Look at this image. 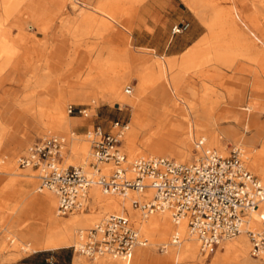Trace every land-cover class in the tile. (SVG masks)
Here are the masks:
<instances>
[{
	"label": "rangeland",
	"instance_id": "rangeland-1",
	"mask_svg": "<svg viewBox=\"0 0 264 264\" xmlns=\"http://www.w3.org/2000/svg\"><path fill=\"white\" fill-rule=\"evenodd\" d=\"M150 1L152 0H7V13L0 11V56H5L0 59V118L9 128V134L13 135L11 140L8 135L0 146V243L1 246L3 245L0 256L5 255L7 259L15 260L30 253L23 250L25 244L18 242L16 238L29 240L27 231L36 230L40 231L42 238L50 228L45 222V208L42 201L44 194L36 191L35 172L20 170L16 163L17 158L34 141L46 135L64 137L63 165L86 168L91 162V157L89 146L82 135L92 127L98 126L102 131L114 134L122 131L120 128L133 123L134 120L146 124L150 119L149 122L154 129L137 136L134 142L135 155H129L121 136L120 149L128 161L142 154L153 156L144 153L145 144L148 141H161L167 136V123L162 124L156 118H149L147 114L133 113L127 106L119 109L115 101L119 95L130 96L124 94L126 87H129L131 94H135L137 87L135 74L143 67L150 66L153 61L160 60V57H154L152 51L134 48L130 35L134 28L133 21L144 4ZM191 2L192 6H188L182 0H155V9L159 11L161 20L169 17L172 24L178 21H191L196 24L197 31L201 32L202 36H207V42L201 48L202 51L186 61V65L179 58L180 60L178 59L172 66V74L182 71L183 78L180 85L183 90L185 89L186 93L190 87L195 90L197 96L193 102L200 104V108L212 106L215 109L213 116L216 118L224 115V111L228 108L226 98L219 100V96H227L232 92L242 95L243 101L248 102L249 95L262 93V99L258 100L257 110L252 119L255 124L251 126L249 132L245 133L241 127L229 126L231 130L237 131L244 138H257L259 144L264 141V135L258 133L264 125V77L261 76L259 67L255 63L240 60L228 70L215 63L214 55L219 51L230 53L242 50L258 61L264 62V47L260 44L264 43V0H191ZM73 6L75 8H72ZM105 11H112L117 22L126 23L128 27L121 28L115 22H112V25L104 24L100 16L101 12ZM234 12L239 17V21L235 18L238 32L235 33L229 27L219 29L218 16L226 13L234 16ZM211 22L214 23V28L209 31L206 24ZM137 54L147 55L146 61H136L134 57ZM5 61L6 65H2L1 63ZM35 68H38L37 73L40 76L46 78V87L51 88L59 83L58 86L62 87L66 96L63 107L65 124L59 131L50 134L43 133L42 128L35 124L30 115L34 101L50 100L47 91L44 88L38 91L35 85L33 75ZM115 76L119 77L116 93L113 100H107L101 94L108 86L107 80ZM163 86L167 87L166 82ZM32 89H36V93L25 96ZM97 91L101 94L99 95ZM203 94L206 98L202 100ZM50 101H53V98ZM67 105H73L85 112L67 115L65 112ZM156 106L169 122L187 120L183 104L180 106L181 113L176 112L177 109L168 103L156 104ZM42 111L45 114L50 113L49 107L42 108ZM114 123L117 124L116 127H113ZM226 127L228 128V125L221 123L220 128ZM208 130V128L202 129L193 134L190 140L189 158L181 163H189L195 159L193 142L203 138L201 136ZM218 138L224 148L223 156L238 146L228 132L218 134ZM73 140L82 142H71ZM82 146H85L86 150L82 154L75 155L74 151L79 152ZM204 146L206 147V141ZM14 148V156H11L14 161L11 162L7 150ZM254 148L257 149L258 145ZM159 149L164 150L165 147L161 146ZM238 151L246 170L261 180L249 167L247 149L242 147V151L239 149ZM162 157L173 159L170 156ZM7 168L11 174H8ZM10 180H13L12 185H9ZM43 192L50 194L49 191L43 190ZM99 194L112 201L113 206L106 216L111 215L117 208V201L107 196L118 198L120 196H105L100 191ZM128 197L130 200L136 199L135 194L132 193ZM124 205L126 211L113 215L126 216L130 222L131 218L126 208L128 202ZM98 211V207L91 202L90 207L87 205L83 211L56 218L60 222H69L77 217L97 215L94 225L106 217L102 213L97 214ZM23 224L31 225L26 230L21 226ZM17 231L23 234L14 235ZM78 231L80 229H75L73 232V241L67 246L68 249L76 243ZM140 237L146 242L145 237L141 234ZM170 239L171 236L166 241ZM233 241H235L234 238L221 243L212 254L204 256V264H213L216 254L221 253V245ZM136 249L145 252L144 260L138 261L137 264H166L163 258L169 260L168 264H177L178 247H168L162 251L150 247ZM136 249L124 262H103L100 261L102 258L90 261L82 256L76 257L74 262L77 264H132L133 252ZM254 261L264 264V258L254 259Z\"/></svg>",
	"mask_w": 264,
	"mask_h": 264
},
{
	"label": "built area",
	"instance_id": "built-area-1",
	"mask_svg": "<svg viewBox=\"0 0 264 264\" xmlns=\"http://www.w3.org/2000/svg\"><path fill=\"white\" fill-rule=\"evenodd\" d=\"M187 27V22H179L171 26L170 32L179 33ZM130 93L126 87L124 94ZM65 112L73 115L82 110L67 105ZM82 136L91 157L86 168L63 165L65 138L56 135L37 139L16 161L18 169L35 172L37 191L53 193L57 217L85 210L91 187L104 195L122 198L129 192L148 193L149 199H131L130 208L142 217L167 212L174 224L185 220L200 255H210L222 242L243 234L249 244V256L264 258V183L246 170L238 149L223 156L197 139L193 142L196 157L189 163H176L165 157L138 158L127 163L120 149L121 131L111 134L96 126ZM251 213H256L257 230L247 226ZM76 237L71 252L90 261L101 257L122 260L133 247L145 245L123 215H108L89 229L78 231ZM177 240L173 235L172 243Z\"/></svg>",
	"mask_w": 264,
	"mask_h": 264
},
{
	"label": "bare ground",
	"instance_id": "bare-ground-1",
	"mask_svg": "<svg viewBox=\"0 0 264 264\" xmlns=\"http://www.w3.org/2000/svg\"><path fill=\"white\" fill-rule=\"evenodd\" d=\"M186 5L192 6L191 0H182ZM72 8H75L74 6ZM77 8V7H76ZM0 11H7V0H0ZM7 13V12H6ZM101 21L104 24L112 25V22L117 23L121 28H126L128 25L126 23L117 22L116 16L112 11L101 12ZM220 20L219 29H224L229 27L235 33L238 32V25L235 18L239 21L237 13L234 12V16L231 13L220 14L218 16ZM33 20H35L33 18ZM37 23V21L35 20ZM206 27L209 31H212L214 28V23H207ZM207 36H202L196 44L187 50L183 55L180 56V59L185 64L193 55L201 52V48L206 44ZM264 47V43H260ZM262 56V55H261ZM5 57L4 55L0 56V59ZM199 58V57H198ZM207 58V57H206ZM134 59L138 62H144L147 59L145 54H137ZM252 62L255 63L259 69L261 76L264 77V62L258 61L255 57L250 56L245 51H231L229 52H215L214 61L218 66L224 67L225 69H232L236 62L238 61ZM178 61L177 58H160L159 61H153L150 66L143 67L141 71H138L135 75L137 80V87L135 94L130 96H121L119 95L115 101L118 108L129 107L132 109H139L144 114H147L149 118H156L162 124L167 123L166 131L167 136L161 141H148L145 144L146 151L149 155L153 156H143V154L138 158L145 157H154V156H170L173 161L176 163L184 162L189 158L190 151V140L193 138V134H196L199 130L209 129L202 135L201 138L204 143L206 141V147L216 151L218 154L223 155L224 148L220 144L218 134H226V132L231 134V137L236 140L238 146L236 149L242 151V147L247 149V160L251 170L257 174L262 183H264V141L258 144V139L254 137L244 138L237 133V131L231 130L229 126L234 125L236 128L241 127L245 133L249 132L251 126H254V121L252 120L254 114L256 113V106L258 105V100L262 99V93L249 95L250 100L248 102L243 101V96L239 94H228L227 96H219V100L226 98V104L228 108L224 111V115H219L217 118L214 117L215 109L212 106H205V108H200V104H196L193 100L197 96V92L193 89L188 90L186 93L181 87L182 71H178L172 74V66ZM182 63V65H183ZM188 63V62H187ZM6 65V61L1 63ZM186 65V64H185ZM33 72L35 85L40 91L41 88H44L47 91L49 99L53 98V101L50 100H38L33 103V110L30 115L32 116L35 124L42 128L43 133L50 134L51 132H57L65 124L63 122V107L66 101L65 92L61 86H58L59 83L51 88L46 87V78L40 76L37 73ZM179 69V67H178ZM117 72V71H116ZM145 75V76H144ZM147 75V76H146ZM108 86L103 94L100 91H97L99 95L106 97L107 100H113L116 93V84L119 81V77L115 76L113 79H109ZM166 82L167 87L163 86V83ZM183 83V82H182ZM183 85V84H182ZM184 87V86H183ZM95 91V90H94ZM36 93V89H32L25 94V96H31ZM206 98L203 94L202 100ZM162 103H168L172 107H175L176 112L181 113L182 108L181 104L185 106V113L187 120H182L179 122H169L165 116L161 115L157 109L156 104L160 105ZM49 107L50 113H43L42 108ZM30 110V109H28ZM25 110V112H28ZM85 111L83 110L82 113ZM213 116V117H212ZM150 119L146 122L144 128L139 130L129 124L125 126L121 131L122 140L125 142L126 147L129 151V155H135L134 151V142L137 136L140 133L152 131L154 126L149 122ZM219 121H223L220 122ZM221 123L228 125V128H220ZM205 131V130H203ZM9 128L3 125L0 122V146L3 141L9 135ZM259 135H264V125L261 126V129L258 131ZM73 135V134H71ZM205 138V139H204ZM73 139V138H72ZM71 139V140H72ZM76 140V139H75ZM71 141L81 143L82 141ZM78 140V139H77ZM69 141V140H68ZM85 141V140H84ZM121 141V137H120ZM86 142V141H85ZM70 143V142H69ZM68 142L66 143L67 147ZM255 145H258V148H254ZM161 146L165 147L164 150L159 149ZM242 146V147H241ZM86 150L85 146L78 151H74V154H82ZM218 150V151H217ZM78 154V155H79ZM75 157V156H74ZM133 159V160H134ZM17 161V160H16ZM76 162V161H75ZM126 162L128 161L126 158ZM63 163V160H62ZM72 166V165H71ZM84 166V165H83ZM8 169V168H7ZM9 170V169H8ZM26 172H31V170H25ZM8 174H11L9 170ZM13 184V180L9 181V185ZM37 191V189H36ZM47 192V190H45ZM50 192V191H49ZM91 192V193H90ZM37 193H43L42 198L43 206L45 208V222L50 226L48 232L43 236L42 243L39 246H31L30 244H25V252H33L38 249H56L61 247L69 246L73 241V232L75 229L83 230L84 228L93 225L97 215L88 216V217H77L69 222H60L57 221V216L55 214V196L52 192L45 193L43 190L37 191ZM132 192H129L126 197L118 198L117 196H107L117 201V208L113 210L111 214H121L126 211L125 202H128L126 208L130 215V223L137 230L138 234L145 237L144 246H135L130 251V253L124 259H110L107 257H101L108 259L112 262H124L130 256L132 251L136 248H157L160 251L165 250L166 248H179L177 255V264H204V256L200 255L198 252V245L194 237L190 236L187 232L185 220H180L177 224L172 223L170 216L167 212H155L148 216L142 217L139 213H134L130 208L128 197ZM135 194V193H132ZM104 195V194H102ZM106 196V195H105ZM136 200L140 201L141 199H149L150 194L143 193L142 195L135 194ZM145 197V198H142ZM87 205H91L93 202L99 209L97 214H106L110 213L113 203L111 200L103 198L99 194V190L96 187H91L87 191ZM264 210V204L261 206ZM136 212V211H135ZM72 215V214H71ZM107 217V216H106ZM106 217L97 221L96 223L101 222ZM129 220V218H128ZM256 213H251L248 228L251 230H257L259 225L257 224ZM134 224H133V223ZM95 223V224H96ZM173 235L177 236L176 243H172ZM171 236L170 241H166ZM235 241L232 243H225L221 245V253L216 254L213 264H259L255 262L249 254V245L246 241L243 234L234 238ZM233 240V239H232ZM18 241V240H17ZM227 241V240H226ZM20 242V241H18ZM225 242V241H224ZM13 243V242H12ZM21 243V242H20ZM223 243V242H222ZM76 244V243H75ZM75 244L73 246H75ZM145 252L141 249H136L133 252V263L137 264L138 261L144 260ZM100 259V258H97ZM96 260V259H94ZM9 261V260H8ZM260 264H263V262Z\"/></svg>",
	"mask_w": 264,
	"mask_h": 264
},
{
	"label": "crops",
	"instance_id": "crops-1",
	"mask_svg": "<svg viewBox=\"0 0 264 264\" xmlns=\"http://www.w3.org/2000/svg\"><path fill=\"white\" fill-rule=\"evenodd\" d=\"M179 22L180 21L177 23ZM181 22H187L188 27L179 33L172 34L170 32V28L173 25L171 18L165 17L163 20H161L159 11L155 9V0H152L144 4L139 15L132 23L134 25V28L130 32L132 46L134 48H145L149 51H152L154 57L179 59L180 56L192 48L203 35L201 32L197 31L196 24H193L191 21ZM132 112L144 114L138 109H132ZM0 122L3 124L1 118ZM144 124L145 122L134 120V122L129 125L140 130ZM11 139H13V135L10 133L9 140ZM14 151L15 148L7 150L8 156H14ZM9 161L13 162V157H11ZM30 225L31 224H23L21 226L28 230ZM16 234L20 235L23 233L17 231L14 232V235ZM27 235H29V238L31 239H29L30 241L28 239H16L21 243L30 244L31 246H39L42 243L41 240L43 237L41 238L39 230L34 232L27 231ZM2 247L3 245L1 246L0 243V249ZM76 257H78V255L73 254L70 248L68 249V247L56 249H38L36 251L24 254L15 260H9L7 259V256L2 255L0 256V264H77L74 262ZM100 261L105 262L110 260L102 258ZM163 261L166 264L169 262L168 259L164 258Z\"/></svg>",
	"mask_w": 264,
	"mask_h": 264
}]
</instances>
